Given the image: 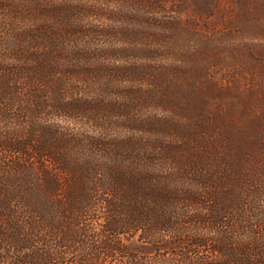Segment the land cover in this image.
<instances>
[{
  "label": "trees",
  "instance_id": "16d2710c",
  "mask_svg": "<svg viewBox=\"0 0 264 264\" xmlns=\"http://www.w3.org/2000/svg\"><path fill=\"white\" fill-rule=\"evenodd\" d=\"M0 264H264V0H0Z\"/></svg>",
  "mask_w": 264,
  "mask_h": 264
},
{
  "label": "rangeland",
  "instance_id": "374dc122",
  "mask_svg": "<svg viewBox=\"0 0 264 264\" xmlns=\"http://www.w3.org/2000/svg\"><path fill=\"white\" fill-rule=\"evenodd\" d=\"M221 25V13L215 15L211 20L208 21L209 28L216 29Z\"/></svg>",
  "mask_w": 264,
  "mask_h": 264
}]
</instances>
